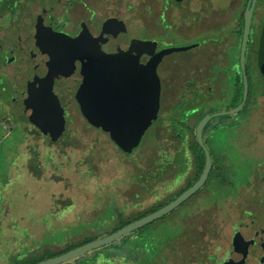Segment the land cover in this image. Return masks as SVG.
<instances>
[{
  "label": "rangeland",
  "instance_id": "1",
  "mask_svg": "<svg viewBox=\"0 0 264 264\" xmlns=\"http://www.w3.org/2000/svg\"><path fill=\"white\" fill-rule=\"evenodd\" d=\"M96 2L98 23L125 13L128 33L120 41L155 38L162 49L198 46L167 55L159 64V117L132 155L120 150L109 134L92 127L71 97L73 123L67 124L58 140H51L34 125L32 106L23 105L33 78L29 61L16 59L10 65L16 71L13 79L0 80V264H14L33 251L90 234L116 208L127 212L148 208L177 186L184 144L175 129L187 127L196 112L210 115L234 108L232 88L241 44L236 30L245 0H158L162 11L169 10L171 2L178 12L172 21L163 13L153 26L147 16L148 0ZM262 5H257L254 14L246 56L251 95H258L254 111L217 117L205 130L209 148L229 154L245 180L237 181L236 190L218 200H209L203 190L172 214L177 220L172 228L174 240L164 249L169 264H227L229 255L239 257L232 249L226 254L234 226L240 227L246 239L260 226L254 223L248 228L251 223L244 210L264 214L255 200L259 194L264 196L260 176L264 79L258 67ZM62 92L66 94L65 88L58 89L64 100ZM162 152L173 160L165 171L161 170ZM256 255L252 250L247 264H259Z\"/></svg>",
  "mask_w": 264,
  "mask_h": 264
},
{
  "label": "water",
  "instance_id": "2",
  "mask_svg": "<svg viewBox=\"0 0 264 264\" xmlns=\"http://www.w3.org/2000/svg\"><path fill=\"white\" fill-rule=\"evenodd\" d=\"M181 2L183 0H176ZM259 0H249L244 13L241 32L239 65L243 77L242 102L229 110L206 115L196 127V138L206 154L205 169L199 180L173 202L145 216L117 232L99 238L65 254L38 264H64L89 252L119 241L124 236L169 214L196 194L206 183L212 170L211 154L204 142V128L208 122L220 116L242 111L248 95L249 83L246 72L247 46L252 22ZM37 26L35 51L48 56L35 70L34 93L32 94V121L51 140H58L65 131V110L54 92L56 82H64L76 99L80 111L94 128L107 134L124 153L138 148L146 132L158 119L161 109L162 84L158 66L167 55L187 51L198 46L164 48L156 52L155 40L131 39L125 51L118 46L116 53H107L102 45L110 35L114 39L127 33L123 20L107 19L94 37L86 27L76 37L64 32H55L48 26ZM147 55L148 58H143ZM264 186V163L260 167ZM250 243L238 232L232 244V253H240V261L230 259L227 264H245Z\"/></svg>",
  "mask_w": 264,
  "mask_h": 264
},
{
  "label": "trees",
  "instance_id": "3",
  "mask_svg": "<svg viewBox=\"0 0 264 264\" xmlns=\"http://www.w3.org/2000/svg\"><path fill=\"white\" fill-rule=\"evenodd\" d=\"M260 2H264V0H259L258 4H260ZM262 7L264 6L262 5ZM248 8L249 0H245V5L240 15L241 21L237 25L238 30H236V34H239L240 37V43L244 13ZM248 47L249 46H247V49ZM239 54L240 52L238 51L239 69L236 71V82L233 87V107L238 106L242 102L244 90L243 77L239 65ZM258 61V67L261 76L264 79V29L261 47L258 50ZM254 89L256 90L259 88L254 87ZM251 90L252 89L249 86L248 99L241 112L246 109H248L250 113H253L254 111L253 109L255 104H257L258 95H251ZM206 115L207 114L201 112H196L194 113L192 122L187 127L182 126L178 129L174 128L177 133V137L183 140L184 144L183 155L178 162L180 165L177 171L178 174L176 175L177 186L174 189L167 191L152 205L143 210L127 212L126 210L116 208L113 210V213L110 214V217L106 219V221L104 220L103 224L96 225V229L90 234L82 235L78 239H73L61 246L49 247L43 251H33L20 259H16L14 264H38L45 262L89 242L111 235L127 225L160 210L177 199L199 180L205 169L206 154L197 141L196 127L201 119ZM215 118L208 122L203 133L205 145L212 157V170L204 186L191 198L197 196L201 191L205 190L208 194L209 200H218L230 193H233L234 190H236L237 181L243 182L245 180L241 177V174H239L238 168L233 164L232 157H230L229 154H226L224 150H211L207 144L205 130L212 124L211 122L214 121ZM230 146L232 147V145ZM135 150L136 149L129 154L132 155ZM161 154L163 159L161 170L165 171L172 164L173 160L165 156L163 152ZM155 177L157 178V175H155ZM187 201L166 216H163L158 220L133 231L121 238L119 241L93 250L88 254L75 259L74 261L64 264H169L170 258L165 254L164 249L173 243L175 234H173L174 231H172V228L174 229V224H177V220L173 219L171 216L175 211L182 208ZM161 258H164L163 263L160 261Z\"/></svg>",
  "mask_w": 264,
  "mask_h": 264
},
{
  "label": "flooded vegetation",
  "instance_id": "4",
  "mask_svg": "<svg viewBox=\"0 0 264 264\" xmlns=\"http://www.w3.org/2000/svg\"><path fill=\"white\" fill-rule=\"evenodd\" d=\"M172 1L178 3L176 0ZM98 10L99 8L93 4V0H0V80H3L4 83L7 81L11 82L16 71H14L10 65L16 59H25L26 61H29L30 64L28 66L33 73V78L30 81V91L26 95L27 98H23L24 107L29 108V106H32L31 109L33 111L31 97L34 93V89L36 88L35 70L37 66L48 59L47 55L39 51H35V48H37L36 36L38 23H41L40 28H43V26H50L53 31L64 32L69 34L71 37L78 36L83 28L86 27L94 37H97L100 34L99 30L102 24L110 18L107 17L101 23H98L96 20L97 14L99 12ZM168 11H172L175 17L178 12L177 6H174V4L170 2L169 10L165 12L163 11V13L166 14ZM111 18L114 17L112 16ZM117 19L123 20L125 22L128 33V25L125 17H120ZM105 36H108L109 40L102 45V48L107 53H116L119 50L118 46L126 51L129 48V41L131 39H137L128 37L126 39L123 38L120 41L121 35L116 39L110 35ZM148 40H155L158 42L156 52L162 50L160 42L157 39L151 38ZM107 45H110L111 49L106 50L105 46ZM143 58L147 59L148 56L144 55ZM11 69L13 70L12 74L9 73ZM213 72L215 73V71ZM215 78H217V76H215ZM57 84L58 82H56L54 85V92L58 96L61 105L65 110L66 128L67 124L73 123L71 111L69 109L73 102L68 97H71L76 103L77 101L72 95L71 90L64 82H59V85ZM61 88H65L66 91V94L62 92L64 100L61 98L60 93H58V89L61 90ZM9 106L12 108L15 107L12 104ZM261 196L262 194L255 196V200H259V203L264 208V196ZM246 214H248L247 217L251 223L246 225L248 228H251L254 223H258L260 226L256 228L253 236L250 239H246L243 236L240 227L235 225L233 228L234 236L232 244L235 237L237 236V233L239 232L245 238V240L250 243L249 253L245 264H247L248 257L250 256V252L252 250H254L255 255L260 253V255H256L257 259L259 260V264H264V214L262 216H256V213L253 210L245 209L244 216H246ZM252 241H254L253 245H251ZM231 247L226 254H229ZM235 253L237 256H239L238 259H234L229 255L227 261L230 259H233L234 261H240L243 258L242 254L237 252Z\"/></svg>",
  "mask_w": 264,
  "mask_h": 264
},
{
  "label": "crops",
  "instance_id": "5",
  "mask_svg": "<svg viewBox=\"0 0 264 264\" xmlns=\"http://www.w3.org/2000/svg\"><path fill=\"white\" fill-rule=\"evenodd\" d=\"M101 1H105V0H101ZM101 1L99 0V2H101ZM110 1H113V0H110ZM93 4L97 5L96 0H93ZM146 5L148 8L147 9L148 10L147 16L149 17V21L151 22L150 26H151L152 24H154L156 22L158 16L163 15L162 5H161V3L158 2V0H148V4H146ZM96 7L98 8V5ZM122 13H123V11H122ZM121 16L124 17L126 15H125V13H123ZM165 16H166L167 20L172 21V19L174 17V13L172 11H168V12H166Z\"/></svg>",
  "mask_w": 264,
  "mask_h": 264
}]
</instances>
